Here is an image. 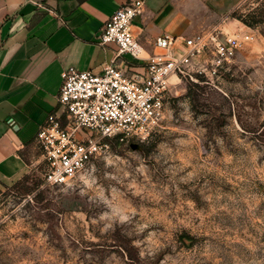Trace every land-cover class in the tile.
I'll use <instances>...</instances> for the list:
<instances>
[{
  "label": "rangeland",
  "instance_id": "1",
  "mask_svg": "<svg viewBox=\"0 0 264 264\" xmlns=\"http://www.w3.org/2000/svg\"><path fill=\"white\" fill-rule=\"evenodd\" d=\"M207 5L254 40L213 75L173 76L160 125L68 183L45 181L41 152L0 181V264H264V0Z\"/></svg>",
  "mask_w": 264,
  "mask_h": 264
},
{
  "label": "crops",
  "instance_id": "2",
  "mask_svg": "<svg viewBox=\"0 0 264 264\" xmlns=\"http://www.w3.org/2000/svg\"><path fill=\"white\" fill-rule=\"evenodd\" d=\"M128 0H0V181L27 174L42 150L39 127L59 107L62 73L70 66L103 72L117 56L114 42L100 43L102 26ZM240 0H149L135 18L134 32L147 54L164 32L192 35L213 26L208 3ZM206 12V11H205ZM129 68V54L117 59Z\"/></svg>",
  "mask_w": 264,
  "mask_h": 264
},
{
  "label": "built area",
  "instance_id": "3",
  "mask_svg": "<svg viewBox=\"0 0 264 264\" xmlns=\"http://www.w3.org/2000/svg\"><path fill=\"white\" fill-rule=\"evenodd\" d=\"M145 1L128 0L102 26L100 43L118 46L116 59L103 72L74 66L63 71L59 107L36 135L47 163V183L75 178L109 150L108 139H146L164 117L173 76L213 75L255 38L252 32H228L221 22L189 36L164 32L155 40L157 51L147 54L134 32ZM207 53L208 59L195 61ZM124 54L135 60L129 68L117 63Z\"/></svg>",
  "mask_w": 264,
  "mask_h": 264
},
{
  "label": "trees",
  "instance_id": "4",
  "mask_svg": "<svg viewBox=\"0 0 264 264\" xmlns=\"http://www.w3.org/2000/svg\"><path fill=\"white\" fill-rule=\"evenodd\" d=\"M79 2H84V1H86V0H78ZM118 140V139H116V138H112V139H108V141H112V140Z\"/></svg>",
  "mask_w": 264,
  "mask_h": 264
}]
</instances>
